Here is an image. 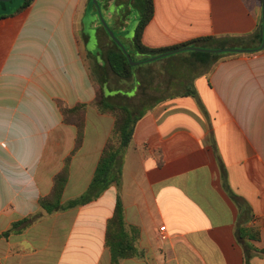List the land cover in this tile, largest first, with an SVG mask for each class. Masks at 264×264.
<instances>
[{"label": "crops", "instance_id": "0c3cea01", "mask_svg": "<svg viewBox=\"0 0 264 264\" xmlns=\"http://www.w3.org/2000/svg\"><path fill=\"white\" fill-rule=\"evenodd\" d=\"M107 1L117 3L108 19L126 34L130 18L119 7L137 0ZM154 1L142 34L151 49L202 37L258 43L261 0ZM90 3L34 0L0 19V264H112L106 232L119 193L137 249L121 264H264V49L216 63L180 54L123 79L109 66L112 39ZM189 62L196 95L172 94ZM100 87L111 102L147 112L122 157L121 185L47 213L40 200L67 160L64 206L87 191L112 135L114 117L92 105ZM81 103L85 135L75 151L77 128L63 110ZM239 227L255 236L239 240Z\"/></svg>", "mask_w": 264, "mask_h": 264}, {"label": "trees", "instance_id": "16d2710c", "mask_svg": "<svg viewBox=\"0 0 264 264\" xmlns=\"http://www.w3.org/2000/svg\"><path fill=\"white\" fill-rule=\"evenodd\" d=\"M34 0H23L20 7L15 10H7L4 14H0V19L3 17L14 15L15 13L28 8ZM262 2V0H261ZM140 8L141 15L139 24L135 30L133 36V46L135 50L144 56V59L140 61L142 64H152L160 60H167L176 58L177 53L185 52L179 51L177 53H171L177 50H182L186 47H197L202 49H219V48H233V49H245L250 52H258L263 50L262 47L264 39V25L263 20L260 26L255 32L254 37L257 38L258 43L255 46L247 47L241 43L239 39L226 38L217 39L213 37H202L192 40L185 44L176 45L170 48L162 49H151L145 46L142 42V34L145 27L153 19L155 13V1L154 0H141ZM6 4H0V7L6 8ZM114 49L108 53V63L111 70L119 77L123 79H129L133 75V71L136 67L131 66L126 54L119 48L116 43L112 40ZM129 53V52H128ZM132 57V54L129 53ZM190 54L203 58V63L214 62L216 63L219 58L226 55L236 54L234 52L226 53H211L204 51L191 50ZM156 57L155 60L151 61V58ZM134 62L135 59L132 57ZM138 65V66H139ZM188 70L186 75H182L183 80L178 83V87H172L174 91L171 93L175 95L182 94L196 95V90L193 87V75L191 68L195 67L192 62L184 65ZM92 105L102 114H108L114 117L115 123L112 135L108 139L100 159L97 164L93 179L90 183L87 191L78 199L71 201L67 206L61 204L64 188L68 181V162H66L63 171L58 174L55 178V185L53 192L48 197H44L40 200V205L47 213H53L55 211L65 209L68 207H76L91 201L98 197L102 192L106 191L109 187L116 184L120 187L122 179V157L124 152L129 148L137 123L147 113L146 111L137 112L134 108L126 103H114L105 95L102 87L97 90V95ZM86 114L87 104L81 103L73 108L63 110V119L67 124L75 125L77 128L76 148L75 151L79 150L83 144L85 135L86 125ZM24 222L16 223L13 225V231ZM136 229L133 228V231ZM10 233L7 232L6 235ZM252 230H248L242 227L237 228V238L241 240L244 236L254 237L251 235ZM257 236V235H256ZM136 235H132L127 228L125 220V208L123 205L120 193L117 196V202L115 206L114 215L109 220L106 232V244L111 251L112 264H121V261L134 257L137 254L135 246Z\"/></svg>", "mask_w": 264, "mask_h": 264}, {"label": "rangeland", "instance_id": "374dc122", "mask_svg": "<svg viewBox=\"0 0 264 264\" xmlns=\"http://www.w3.org/2000/svg\"><path fill=\"white\" fill-rule=\"evenodd\" d=\"M137 2L140 3L141 0H137ZM137 2H136V4L132 5L131 7L129 6L131 9H127L125 7L123 8V6H125V4L123 6H121V7H119L120 13L121 14H128V17L130 18V25L128 26L127 33L123 34V35H121L116 29H114V26L112 25L111 21L108 19V16H107V10L110 9L111 7L114 10L115 9V5L117 4L116 2L113 3L112 6H110V8H108V6H107L108 1L107 0H91L90 6L91 7H95V6L97 7L96 13L98 14L97 16L99 18L100 24L103 25L102 24V19H101V17H102L106 21V23L109 25V27L110 28L112 27L111 29L114 32L115 36L119 38V40L123 43V45L127 49V51L132 54V57L135 59V61L140 62L141 59L144 56L134 52L133 51V44L130 43V41L128 40L130 37H131V39H133V36H134L133 31H134V28H135L134 18L138 17V13H140V7H139ZM22 3H23V0H14L11 3H7L8 5H7L6 8L0 7V14H4L5 12H7V10L8 11L9 10H15L18 7H20L22 5ZM125 3H126V0H125ZM113 10H111V11H113ZM129 10H130V12H129ZM90 15L91 14L89 12L87 17L85 18V24H86L87 33L92 34V31L90 30V27H89L90 26V22L92 21L90 19V17H91ZM90 44L91 45L95 44V42L92 40V42ZM187 53H190V51L180 52V53H177V54H187ZM137 66H134V67L137 68ZM203 75L206 76L207 72L205 71V73ZM200 76L201 75L197 74V77H200Z\"/></svg>", "mask_w": 264, "mask_h": 264}, {"label": "water", "instance_id": "95a60500", "mask_svg": "<svg viewBox=\"0 0 264 264\" xmlns=\"http://www.w3.org/2000/svg\"><path fill=\"white\" fill-rule=\"evenodd\" d=\"M14 0H0V4H6V3H11ZM262 13H263V25H264V0H262ZM102 19V24L103 27L105 28L106 32L108 33V35L110 36V38L116 43V45L121 48V50L126 54V56L128 57V60L131 64V66H137L139 65L141 62H134L132 60L131 55L128 53L127 49L124 47L123 43L119 40L118 37L115 36L114 32L112 31V29L109 27V25L106 23V21L101 17ZM264 48V39H263V44L262 47ZM204 51V52H211V53H226V52H234V53H245V52H250V50H245V49H233V48H219V49H202V48H197V47H186L183 48L182 50H177L171 53H177L179 51ZM156 57L151 58L150 60L153 61L155 60Z\"/></svg>", "mask_w": 264, "mask_h": 264}]
</instances>
